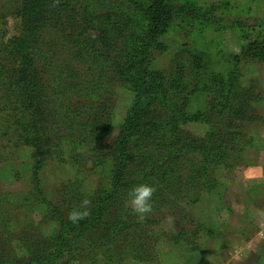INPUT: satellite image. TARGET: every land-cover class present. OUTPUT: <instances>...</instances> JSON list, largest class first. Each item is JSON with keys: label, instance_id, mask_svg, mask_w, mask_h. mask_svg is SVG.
I'll return each mask as SVG.
<instances>
[{"label": "rangeland", "instance_id": "1", "mask_svg": "<svg viewBox=\"0 0 264 264\" xmlns=\"http://www.w3.org/2000/svg\"><path fill=\"white\" fill-rule=\"evenodd\" d=\"M50 1L55 4L72 0ZM101 1L78 0L73 19L83 24L95 14L108 11V3L100 10ZM133 1L140 6L130 12L134 13L137 32L145 25L143 10L150 0ZM164 1L174 16L165 35L158 39L153 67L165 76L168 70H187L184 89L190 113L203 110L209 100L217 99L210 74L225 80L236 71L241 79L238 85L256 82L253 87L257 97L250 105L253 119L240 123L243 143L233 148L225 163L228 168L218 182H211L209 195L201 197L199 209L181 216L175 204L160 207L145 216L156 224L136 227L142 218L132 212L126 194L105 201L98 193L106 186L113 167L114 134L104 136L102 129L112 104L126 101V93L94 89L86 98L71 100L74 107H86L91 115L78 125L66 122L57 128L62 117H56L54 110L60 112L67 101L50 96L51 86L58 82L53 79V74L58 75L57 65L52 68L35 59L26 62L21 55L20 59H9L21 42H28L39 32L34 29L33 0H0V43L4 45L0 58L6 56L9 60L6 74L0 75V264H264V60L235 64L231 59L249 38H264V0ZM196 53L205 63L194 70L189 61ZM69 65L74 67L71 62ZM79 67L86 68L81 63ZM206 70L208 83L195 89L193 84L204 78L202 72ZM8 76L32 80V88L43 97L36 111L42 147L50 148L44 151V163L38 170L43 195L34 179L35 163L40 157L38 160L23 146L24 135L12 118L14 106L1 92ZM22 115L18 112L16 118ZM84 128L102 136V143L83 142ZM55 131L58 139L49 145ZM175 198H183L181 189ZM84 200L89 201L86 223H76L67 241L58 247L62 235L57 216L71 223L68 214ZM98 201L103 209L100 215ZM53 207L59 215L53 213ZM188 222L195 225H186ZM181 227L192 239L183 235ZM154 243L159 245L154 247Z\"/></svg>", "mask_w": 264, "mask_h": 264}, {"label": "trees", "instance_id": "2", "mask_svg": "<svg viewBox=\"0 0 264 264\" xmlns=\"http://www.w3.org/2000/svg\"><path fill=\"white\" fill-rule=\"evenodd\" d=\"M77 1L52 4L50 0H33L36 15L34 29L39 32L28 42H21L17 53H10L9 59L21 57L26 62L35 59L52 68L57 65L58 75L53 74V79L58 82L51 86L50 96L67 99L61 108L63 111L54 110L56 117H62L56 124L57 128L66 122L78 125V121L91 115L88 108L74 107L71 100L86 98L94 89L108 91L109 94L126 93V101L112 104L107 124L102 129L104 136L114 134L111 142L113 167L106 186L98 193L106 201L115 195L126 194L138 183H147L156 188L152 198L154 210L175 204L181 216L185 213L189 215V211L201 207V197L205 193L209 195L211 182H218L222 171L228 168L225 163L233 148L243 143L244 133L240 131V123L253 119L250 105L257 97L253 87L256 82L238 85L241 79L236 71H231L225 80L210 74L212 85L217 89V99L209 100L203 110L190 113L187 110L189 98L184 89L187 70H168L165 76L153 67L158 39L165 35L174 16L164 0L149 1L143 10L145 25L137 32L134 29V13L130 12L140 9V6L133 0L101 1L100 10L108 3V11L95 14L83 24L73 19L79 3L85 2ZM3 46L0 43V54ZM64 53H67V58ZM231 59L235 64L242 60H264V38L257 35L249 38ZM6 61V56L0 58V75L8 70L9 60ZM204 61L196 53L191 56L189 64L196 70ZM80 63L86 68L78 69ZM203 67L205 69L206 64ZM202 73L204 78L193 84L195 89L208 83L207 70ZM22 77L8 76V83L1 84V92H4L10 106H14L12 118L24 135L23 146L36 154L38 160L40 157V161L35 163L34 179L41 195L38 170L44 163V151L50 149L49 146L47 150L43 149L38 136L36 111L40 110L43 97L32 88L35 84L32 80L25 82ZM195 80L192 79L193 82ZM102 111L103 115L106 114L104 109ZM18 112L25 115L16 118ZM86 129L83 142L92 145L102 143V136L99 138L89 132L92 130ZM58 135L55 131L49 145L55 144ZM131 175L135 178L131 179ZM180 189L185 199L182 198V201L175 198ZM97 205V214L100 215L103 210L100 201ZM52 211L58 213L54 207ZM57 219L62 235L59 247L67 241L66 236L77 224L67 223L58 216ZM151 219L144 217L135 225L146 228L156 224L151 223ZM86 220L78 223H86ZM186 225L195 224L188 222ZM181 229L183 235L192 239L193 236L185 228ZM111 242L109 244L113 246ZM157 245L154 243V247ZM160 249L163 251L164 247Z\"/></svg>", "mask_w": 264, "mask_h": 264}, {"label": "clouds", "instance_id": "3", "mask_svg": "<svg viewBox=\"0 0 264 264\" xmlns=\"http://www.w3.org/2000/svg\"><path fill=\"white\" fill-rule=\"evenodd\" d=\"M155 191V186L147 183H138L128 189L126 195L132 212L140 218L150 214L153 210L152 198ZM88 204V200L82 201L78 207L70 211L68 220L75 224L85 219L89 215Z\"/></svg>", "mask_w": 264, "mask_h": 264}]
</instances>
